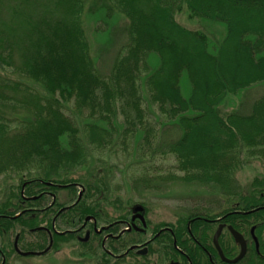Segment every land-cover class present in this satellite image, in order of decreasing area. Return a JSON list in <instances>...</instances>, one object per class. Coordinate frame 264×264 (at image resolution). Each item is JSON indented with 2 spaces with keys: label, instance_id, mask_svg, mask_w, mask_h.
<instances>
[{
  "label": "trees",
  "instance_id": "16d2710c",
  "mask_svg": "<svg viewBox=\"0 0 264 264\" xmlns=\"http://www.w3.org/2000/svg\"><path fill=\"white\" fill-rule=\"evenodd\" d=\"M184 8L193 18L220 25L219 42L181 26L175 15ZM116 11L128 20V42L104 76L91 54L84 15L102 13L100 21L107 24ZM260 85L264 0H0V177L17 180L0 202L1 263L13 254L22 257L13 235L22 251L42 252L52 239L44 255L77 242L90 255L100 254V264L124 250L128 253L116 263L139 256L130 247L144 235L137 229L121 233L119 221L131 223V212L120 197H112L111 180L73 178L90 161H105L119 148L136 153L131 168L139 172L133 169L129 177L132 190L181 183L215 188L220 195L184 207L176 222L162 224L148 255L180 258L183 264H227L213 245L224 224L248 242L246 256L236 264H264V178L248 193L237 178L253 161L264 164V92L221 114L228 96L253 93ZM153 110L180 127L177 140L160 145ZM147 156H160L168 169L148 166ZM64 190L69 206L60 202ZM50 194L55 200L47 205ZM138 205L146 214L144 204ZM88 217L108 228L83 241L75 229ZM219 243L227 258L239 254L227 229Z\"/></svg>",
  "mask_w": 264,
  "mask_h": 264
},
{
  "label": "rangeland",
  "instance_id": "374dc122",
  "mask_svg": "<svg viewBox=\"0 0 264 264\" xmlns=\"http://www.w3.org/2000/svg\"><path fill=\"white\" fill-rule=\"evenodd\" d=\"M91 16L88 12L84 15V27L86 29L87 36L91 44V54L94 59L95 65L101 74L104 76H109L113 62L118 54L119 49L128 42V20L121 13L116 11L108 23H102L100 21L103 18ZM176 21L183 27L190 30H198L208 34L213 41L219 42V37L223 35V28L218 24H213L200 18H193L187 9H182L178 11L175 15ZM152 62H156L155 57H151ZM256 88V87H255ZM252 90V89H251ZM264 92V85L257 86L253 93L242 92L238 95H230L221 105V114L226 115L227 113L238 109L241 107L242 103L244 105L250 104L251 101L259 97V95ZM150 117L152 123H157L159 125V143L160 145H166L174 140H177L181 136L180 127L171 122L165 120L157 110L150 111ZM119 126H123V116L122 114L118 118ZM117 122V123H118ZM104 159V158H103ZM99 160V159H98ZM105 160V159H104ZM145 164L150 167L163 168L167 170V162L161 159L160 156H156L153 160L147 156ZM137 161L135 150H132V154L128 155L122 152L119 148L115 151L111 157H107L105 161H90L88 166L79 169L78 172L74 173L73 178L82 176L89 177L91 179H96V175H100L111 180L112 187V197H120L126 207L127 211H130V217L134 215V208L143 203L146 207V222L148 227L145 228L147 231L143 234L144 241L154 239L158 234V230L162 224H171L176 222L178 215L182 212L184 207H189L197 202L207 203L206 201H211L218 199L220 197L217 194L215 188L204 187L199 185H186L181 183H171L165 185L159 191L151 192H140L132 190L129 177L133 175L132 164ZM157 170V169H155ZM139 172V169L137 170ZM237 178L239 183L243 187L245 193H248L253 188V182L256 179L264 178V164L260 161H253L252 163L245 166L238 174ZM17 184V180L9 179V177H0V202H3L8 197L9 193L13 189L12 186ZM81 188H77V196H80ZM69 193L67 191L60 192V202L65 203L69 206ZM56 198V197H55ZM77 197L74 199L76 200ZM47 205H50L55 200L52 195H48ZM74 200V201H75ZM136 204V205H135ZM142 206V205H141ZM107 208V207H106ZM112 215L119 213L118 211L108 208ZM132 210V211H131ZM118 222V220H117ZM121 233L128 232L131 228L130 222L119 221ZM127 223V224H125ZM81 223L78 225L77 229L84 228V232L79 234L81 238L86 236V231H90V235L93 232V228L97 234H102L101 229H107L106 225H96L98 222L91 219L83 225ZM59 223L55 222V231L59 232ZM95 225V226H94ZM141 228V223L138 224ZM59 230V231H58ZM76 230V229H75ZM15 240V235L12 236V242ZM103 246L101 250H106V243H108V235L106 233L102 236ZM0 241V245H1ZM154 249L157 248L153 244ZM126 252V250L121 253L115 254L109 257V264H168L169 261H165L163 256L159 253H151L146 257L141 256H128L126 259L120 263L117 262V257H120ZM87 250L82 248L79 243L73 242L70 244L62 245L58 250L51 251L48 255L44 256H29V257H18L12 255L7 261V264H100L102 261V256L96 253V256L87 254ZM134 253H136L134 251ZM109 255L112 252L108 251ZM2 260L0 259V264Z\"/></svg>",
  "mask_w": 264,
  "mask_h": 264
},
{
  "label": "water",
  "instance_id": "95a60500",
  "mask_svg": "<svg viewBox=\"0 0 264 264\" xmlns=\"http://www.w3.org/2000/svg\"><path fill=\"white\" fill-rule=\"evenodd\" d=\"M80 196H81V194H80ZM134 211H135L136 214L132 217V221H134L136 219H139L140 222L142 223L143 227H145L147 225V222H146V218H145V216L143 214L144 207L141 206V205H137L134 208ZM89 220H90V217H88L86 219V221H89ZM224 229H227L229 231V233L232 236V238L234 239L235 243L240 248L239 254L233 259H229V258H227L224 255L223 250H222V248L220 246V243H219V239H220ZM254 230H255V228L253 227L252 230H251V233L253 235V239H254V241L256 243V247L258 249L259 248V243L257 241L256 236L254 235ZM88 238H89V233H87L86 237L84 239H82V240L83 241H87ZM18 239H19V236H17L16 239H15L14 248H15L16 253L18 255L22 256V257L42 256V255L46 254L47 252H49L51 250V248H52V245H53V240L51 239L49 246L42 252L22 251L18 247ZM213 245H214V247H215L220 259L224 263H227V264H236V263H238L239 261H241L246 256L247 250H248V242H247V239L243 236V234L238 232L232 226H227L226 227L224 224L219 225L218 229L216 230V232H215V234L213 236ZM138 248H139V246L134 245V246L130 247V251H134V250H136ZM147 253H148L147 247H145L143 249H139L137 251V255H139V256H146ZM169 264H179V263L178 262H171Z\"/></svg>",
  "mask_w": 264,
  "mask_h": 264
},
{
  "label": "flooded vegetation",
  "instance_id": "af4514ba",
  "mask_svg": "<svg viewBox=\"0 0 264 264\" xmlns=\"http://www.w3.org/2000/svg\"><path fill=\"white\" fill-rule=\"evenodd\" d=\"M145 213V211L143 212V214ZM136 213H135V211H134V215H135ZM134 215H132V217L134 216ZM145 215V214H144ZM132 217H131V220H132ZM141 222H140V220L139 219H136V220H134V221H132L130 224H131V228H129L128 229V232H131L133 229H137V230H139L140 232H142L143 234L145 233V231H147V229L145 230V228L147 227V225L145 226V227H143V225H142V223H141V228L140 227H138V224H140ZM85 226V225H84ZM75 232H77V233H79V234H82L83 232H84V228H80V229H76L75 230ZM93 232H96L95 230H94V228H93ZM87 233H89V236H90V231L88 230V231H86V235H87ZM161 234V232H158V234L156 235V236H159ZM86 237V236H85ZM79 238H81L80 236H79ZM152 241H153V239H150V240H146V241H143L142 243H139V244H134V245H137V246H139V248L138 249H136V250H134L135 252H136V254H137V251L139 250V249H143V248H145V247H147V249H148V253L150 252V244L152 243ZM133 245V246H134ZM132 247V246H131ZM180 251V250H179ZM128 253V250L124 253V254H127ZM148 253H147V255H148ZM180 253H183V252H180ZM171 262H178L179 264H183V262H182V260L179 258L178 260H170L169 261V263H171ZM168 263V264H169Z\"/></svg>",
  "mask_w": 264,
  "mask_h": 264
}]
</instances>
